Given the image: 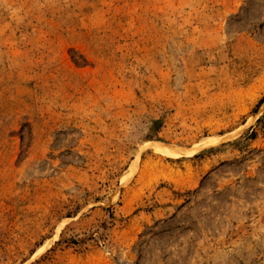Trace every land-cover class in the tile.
Listing matches in <instances>:
<instances>
[{"label":"rangeland","instance_id":"obj_1","mask_svg":"<svg viewBox=\"0 0 264 264\" xmlns=\"http://www.w3.org/2000/svg\"><path fill=\"white\" fill-rule=\"evenodd\" d=\"M0 264H264V0H0Z\"/></svg>","mask_w":264,"mask_h":264},{"label":"bare ground","instance_id":"obj_2","mask_svg":"<svg viewBox=\"0 0 264 264\" xmlns=\"http://www.w3.org/2000/svg\"><path fill=\"white\" fill-rule=\"evenodd\" d=\"M219 140H221V139H211L207 142L199 144L198 146H194L188 150H185V149L183 150L180 148L166 147V146H163L162 144L156 143V142H149V143L145 144V146L150 148L154 152L163 154L165 156L179 157V156H183V155H190V154L194 153L197 149H200L202 147L206 148V147L212 146Z\"/></svg>","mask_w":264,"mask_h":264}]
</instances>
